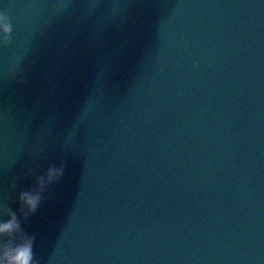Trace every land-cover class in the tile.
<instances>
[{
  "label": "water",
  "instance_id": "water-1",
  "mask_svg": "<svg viewBox=\"0 0 264 264\" xmlns=\"http://www.w3.org/2000/svg\"><path fill=\"white\" fill-rule=\"evenodd\" d=\"M0 251L34 264H264V0H0ZM64 176L25 216L20 194ZM10 264H22L17 255Z\"/></svg>",
  "mask_w": 264,
  "mask_h": 264
},
{
  "label": "clouds",
  "instance_id": "clouds-1",
  "mask_svg": "<svg viewBox=\"0 0 264 264\" xmlns=\"http://www.w3.org/2000/svg\"><path fill=\"white\" fill-rule=\"evenodd\" d=\"M11 32L12 24L8 15L5 12H0V42L7 43ZM64 170L63 166L49 167L46 176L41 177L39 180L37 188L21 192L20 200L25 216L37 212L43 200L44 189L48 185H53L58 182L64 176ZM21 231V225L14 213H10V219L8 221L0 222V236ZM17 255L20 256L22 264H34L32 241L30 238L15 249L5 247L0 251V264H10V261L16 260Z\"/></svg>",
  "mask_w": 264,
  "mask_h": 264
}]
</instances>
